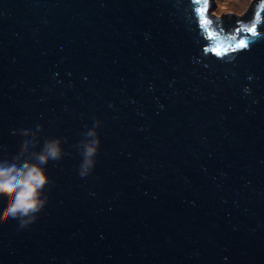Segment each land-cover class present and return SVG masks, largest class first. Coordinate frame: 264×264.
<instances>
[{"label":"water","instance_id":"1","mask_svg":"<svg viewBox=\"0 0 264 264\" xmlns=\"http://www.w3.org/2000/svg\"><path fill=\"white\" fill-rule=\"evenodd\" d=\"M262 4L0 0V160L33 121L64 149L29 222L0 195V264H264Z\"/></svg>","mask_w":264,"mask_h":264},{"label":"clouds","instance_id":"2","mask_svg":"<svg viewBox=\"0 0 264 264\" xmlns=\"http://www.w3.org/2000/svg\"><path fill=\"white\" fill-rule=\"evenodd\" d=\"M99 121L85 129L78 150L81 152L79 171L81 176L91 172L99 149ZM42 124L30 122L24 145L7 160H0V195L11 193L6 215L27 223L35 217L46 203L44 188L49 183L47 164L64 155L60 137L39 139Z\"/></svg>","mask_w":264,"mask_h":264},{"label":"snow or ice","instance_id":"3","mask_svg":"<svg viewBox=\"0 0 264 264\" xmlns=\"http://www.w3.org/2000/svg\"><path fill=\"white\" fill-rule=\"evenodd\" d=\"M191 3L193 6H195V12L200 17L201 26L207 27V26L211 25L212 20L209 19L208 15H207L208 7H209V0H191ZM260 7L264 8V4H262ZM254 15H255L256 19H260L261 11H259V10L255 11ZM238 23H239V21H238ZM241 26L244 28V31L248 32L252 36L259 35L255 21H253L250 26H244V25H241ZM236 31L240 32L241 29L237 28ZM209 36L214 37L215 34L212 32H209ZM235 47L237 49L247 48L248 42L246 39H240L237 42ZM211 51L214 52L217 56H220V55L225 54L227 49H223L221 47H216V48H213Z\"/></svg>","mask_w":264,"mask_h":264},{"label":"rangeland","instance_id":"4","mask_svg":"<svg viewBox=\"0 0 264 264\" xmlns=\"http://www.w3.org/2000/svg\"><path fill=\"white\" fill-rule=\"evenodd\" d=\"M213 1H215V2H217L219 4H228V3L234 2L235 0H213Z\"/></svg>","mask_w":264,"mask_h":264},{"label":"bare ground","instance_id":"5","mask_svg":"<svg viewBox=\"0 0 264 264\" xmlns=\"http://www.w3.org/2000/svg\"><path fill=\"white\" fill-rule=\"evenodd\" d=\"M219 2V1H218Z\"/></svg>","mask_w":264,"mask_h":264}]
</instances>
